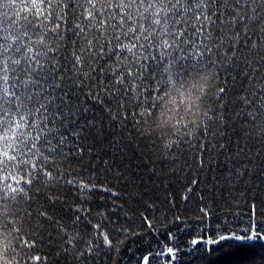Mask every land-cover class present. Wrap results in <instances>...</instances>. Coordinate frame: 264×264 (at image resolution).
Returning <instances> with one entry per match:
<instances>
[{"label":"snow or ice","instance_id":"obj_1","mask_svg":"<svg viewBox=\"0 0 264 264\" xmlns=\"http://www.w3.org/2000/svg\"><path fill=\"white\" fill-rule=\"evenodd\" d=\"M0 9H5L0 11V247L5 254L35 246L34 241L22 237L23 224L17 222L22 203L31 207L25 201L34 185L43 183L49 191L53 186H70L82 200L94 191H104L113 204L111 211L124 212L118 203L121 194L107 184L96 183L94 170L100 158L88 146L87 138L98 121L90 115L94 105L87 101L93 96L92 88L101 85L132 92L131 85L140 81L138 91L144 86L141 72L149 67L145 61L163 67L167 58L168 65L164 68L166 78L153 75L148 82L151 103L137 104L148 117L156 115L160 107L156 97L161 93L186 88L195 93L201 77L209 71L215 73L212 91L216 110H207L210 96H205L200 101L206 110L203 122L185 129L186 136L195 130L203 141L196 157L200 169L219 163L205 152L217 149V156L228 152L223 137L236 119L243 117V123L252 126V132L244 129L249 139L258 132L257 139L264 141V0H0ZM94 61L102 62L99 73L92 67ZM108 74V84L103 80L93 83L97 76ZM152 91L157 92L156 97ZM229 93L234 94L231 104L235 111L226 107ZM218 134L221 138L213 142ZM174 139L177 144L164 147L174 151L178 144L191 143ZM235 143L236 151L224 161V175L213 176L212 188L228 192L227 196L221 192L216 201L224 207L234 201L246 202L237 201L233 193L251 191L257 180L264 184L262 153L257 152L254 160L248 144L241 146L239 139ZM72 158L81 164L86 159L93 162L91 169H85L91 171L87 179L79 172L72 175L63 170ZM108 163L103 161L105 166ZM117 179L122 180L123 174ZM199 183L193 178L186 185L185 207L193 202L195 189L198 199L192 210L202 214L199 219L215 224V234L210 239H193L192 245H204L209 254L222 253V264H247L256 245L264 247V220L259 218L264 209L253 198L246 212L232 219H216L219 209L213 208L208 193L196 187ZM74 211L79 220L88 210L77 207ZM240 215L246 216L247 222L234 223ZM141 216L151 229L152 220L143 213ZM94 230L111 250L112 240L103 227L97 224ZM124 231L134 234L128 228ZM168 235L178 239L171 232ZM75 239L67 237L68 243ZM99 247V240L89 241L77 251L87 261L96 256ZM149 255H168V264L177 259L174 246L167 247L166 253ZM149 255L137 257L138 264L141 259L148 264Z\"/></svg>","mask_w":264,"mask_h":264},{"label":"trees","instance_id":"obj_2","mask_svg":"<svg viewBox=\"0 0 264 264\" xmlns=\"http://www.w3.org/2000/svg\"><path fill=\"white\" fill-rule=\"evenodd\" d=\"M8 0H5L7 3ZM5 9H0L4 11ZM100 61H94L92 67L99 73ZM149 67L141 72V80L131 85L132 92L117 91L110 87H93L92 98L88 99L91 107L90 115L97 118V127L87 138V144L94 149L100 162L95 167V180L99 184H107L121 195L118 198L119 205L123 206L124 212L116 213L111 209L113 204L108 199L109 193L94 191L86 199L82 200L78 192L70 186L61 185L59 188L53 186L51 191L43 183L32 186V191L26 197V203L30 208L23 207V203L17 217V222L23 224L20 233L25 239H31L35 246L25 249L24 252L17 250L14 254L9 251L7 259L11 264H138L137 257L155 254L158 251L167 252V247L174 246L177 259L174 264H222V253H211L202 244L193 246V239H210L215 234V224L205 219H199L198 214L192 209L195 207L197 197L195 189L192 194L193 202L185 207L183 193L186 185L193 178L202 182L197 188L208 193L213 208H218L216 219L227 217L232 219L237 213L248 210V202L253 198L259 201V208L264 209V184L257 180L251 185V191L244 189L236 195L237 201L244 199L246 202L239 204L234 201L231 205L224 207L217 203L221 192L225 196L228 192L223 189H213V176L221 177L225 172V159L230 153L236 151L237 139L241 146L249 145L250 155L255 160L256 153L261 152L264 159V141L257 139L259 133L253 134L249 139L244 129L252 132L251 125L243 123V117L236 119L234 123L227 126L228 135L223 139L229 145L227 153L217 156V149H212L211 155L219 163H213L211 167L200 169L197 166L198 145L203 142L201 136L195 130L191 135L181 134L174 136L173 144H177L176 137L191 140V143L178 144L175 150L165 148L164 141L170 134V129L161 127L157 120V113L161 109L163 101H159L160 107L156 109V115L148 117L144 107H137L140 101L150 104L151 99L147 93L150 89L149 80L153 75L161 79L167 77L164 68L167 67V58L161 67L154 61H145ZM83 78V77H82ZM223 77L221 76L222 82ZM103 80L105 84L111 81V75L106 77L97 76V83ZM239 84V81H237ZM129 85L125 84L124 89ZM87 91V89H85ZM99 93V99H96ZM233 93H229L226 107L228 110H237L231 104ZM156 97L157 92L152 91ZM167 99V97L165 98ZM209 112L216 110L215 95L210 96L207 102ZM192 128V125L188 126ZM198 127V126H197ZM185 132V129L183 130ZM221 137L215 138L216 142ZM199 151H204L200 149ZM108 160V165L103 164ZM92 161L85 160L83 164L72 158L71 164L64 165V171L72 175L79 172L85 179L91 175ZM123 174V179H117L118 174ZM257 186L259 195H257ZM241 187H243L241 185ZM55 193V196L52 195ZM170 194V195H169ZM51 197V198H50ZM149 203L153 207H148ZM174 205V206H173ZM87 209V214L82 215L79 220L75 219V208ZM25 211L29 212L25 216ZM43 212L45 215L41 216ZM103 212V215H102ZM126 213V215H125ZM141 213L152 220V228L142 219ZM180 216L177 220L176 217ZM106 217V219H105ZM131 219H128V218ZM259 218L264 220V215ZM244 221L247 217L240 215L234 223ZM133 222L135 227H132ZM101 225L104 232L112 240V249L108 250L103 245V236L95 234L94 226ZM128 228L131 233L124 231ZM181 228L184 230L181 231ZM173 233L178 239H170L168 233ZM75 237L72 243H68L67 237ZM100 242L96 256L85 261L77 251L84 249L87 242ZM79 241V243H77ZM255 255L247 264H264V247L259 244L254 250ZM26 253V254H25ZM36 258V259H33ZM168 255H149L148 264H168ZM139 264H143L142 259Z\"/></svg>","mask_w":264,"mask_h":264},{"label":"clouds","instance_id":"obj_3","mask_svg":"<svg viewBox=\"0 0 264 264\" xmlns=\"http://www.w3.org/2000/svg\"><path fill=\"white\" fill-rule=\"evenodd\" d=\"M214 75L215 73L211 71L203 75L195 93L191 88H186L180 92H164L156 97L157 100L163 101L161 109L157 113V120L161 127L171 130L164 141L166 146H171L175 142L174 136H179L182 133L187 134L183 130L189 125L199 126L203 122L206 110L200 106V101L205 96L215 95V92L212 91L215 86ZM0 264H11L3 247H0Z\"/></svg>","mask_w":264,"mask_h":264}]
</instances>
